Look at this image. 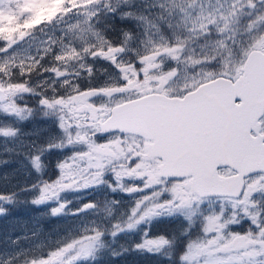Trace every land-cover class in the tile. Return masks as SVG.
<instances>
[{
  "label": "snow or ice",
  "instance_id": "6c2138e0",
  "mask_svg": "<svg viewBox=\"0 0 264 264\" xmlns=\"http://www.w3.org/2000/svg\"><path fill=\"white\" fill-rule=\"evenodd\" d=\"M0 219V264H264V0H0Z\"/></svg>",
  "mask_w": 264,
  "mask_h": 264
},
{
  "label": "trees",
  "instance_id": "16d2710c",
  "mask_svg": "<svg viewBox=\"0 0 264 264\" xmlns=\"http://www.w3.org/2000/svg\"><path fill=\"white\" fill-rule=\"evenodd\" d=\"M0 223V227H4L5 224L2 225L3 219H0ZM49 228H51V226ZM129 264H139V261L135 257H129Z\"/></svg>",
  "mask_w": 264,
  "mask_h": 264
},
{
  "label": "rangeland",
  "instance_id": "374dc122",
  "mask_svg": "<svg viewBox=\"0 0 264 264\" xmlns=\"http://www.w3.org/2000/svg\"><path fill=\"white\" fill-rule=\"evenodd\" d=\"M22 211H23V214H25V217H28L29 215H30V213H29V211L27 210V209H24V208H22ZM22 218H24V217H22ZM5 228L4 227H0V234H2V230H4Z\"/></svg>",
  "mask_w": 264,
  "mask_h": 264
}]
</instances>
